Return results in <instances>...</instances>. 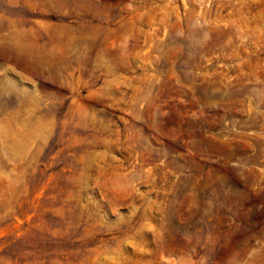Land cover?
<instances>
[{
	"label": "rangeland",
	"instance_id": "obj_1",
	"mask_svg": "<svg viewBox=\"0 0 264 264\" xmlns=\"http://www.w3.org/2000/svg\"><path fill=\"white\" fill-rule=\"evenodd\" d=\"M0 264H264V0H0Z\"/></svg>",
	"mask_w": 264,
	"mask_h": 264
}]
</instances>
